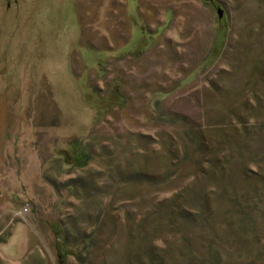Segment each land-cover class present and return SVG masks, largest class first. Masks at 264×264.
Instances as JSON below:
<instances>
[{"label":"rangeland","instance_id":"374dc122","mask_svg":"<svg viewBox=\"0 0 264 264\" xmlns=\"http://www.w3.org/2000/svg\"><path fill=\"white\" fill-rule=\"evenodd\" d=\"M0 264H264V0H0Z\"/></svg>","mask_w":264,"mask_h":264},{"label":"trees","instance_id":"16d2710c","mask_svg":"<svg viewBox=\"0 0 264 264\" xmlns=\"http://www.w3.org/2000/svg\"><path fill=\"white\" fill-rule=\"evenodd\" d=\"M91 154L89 152H82L80 150L74 149V151L67 152L66 156L64 158L66 161L69 162V164H82L85 165V163L89 160ZM96 228L92 230V246L95 244V236H96ZM86 238V236L84 237ZM67 240H69L67 238Z\"/></svg>","mask_w":264,"mask_h":264},{"label":"water","instance_id":"95a60500","mask_svg":"<svg viewBox=\"0 0 264 264\" xmlns=\"http://www.w3.org/2000/svg\"><path fill=\"white\" fill-rule=\"evenodd\" d=\"M222 15H223V9L219 8V16H222Z\"/></svg>","mask_w":264,"mask_h":264}]
</instances>
